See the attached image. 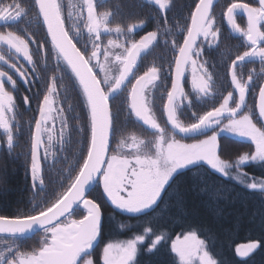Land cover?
<instances>
[{
  "label": "trees",
  "instance_id": "obj_1",
  "mask_svg": "<svg viewBox=\"0 0 264 264\" xmlns=\"http://www.w3.org/2000/svg\"><path fill=\"white\" fill-rule=\"evenodd\" d=\"M58 2L66 34L83 55L106 94L119 78L124 61L110 64V69L101 72L92 60V53L103 48L109 40L122 41L123 50L128 51L131 43L149 32L157 33L156 39L140 55L126 86L109 101L112 137L108 157L128 161L151 157L160 142H182L188 147L217 134L221 125L227 123L229 118H221L219 122L209 124L206 130L180 137L170 130L164 114L178 48L187 34L191 13L199 0H170L164 10L145 0H92L95 15L108 14L104 21L107 33L90 30L84 12L87 8L85 0ZM235 4L257 7L256 0H217L212 7L211 15L214 28L218 29V38L212 41L210 37L206 40L201 36L197 41L201 49L199 57L195 54L192 57L198 63L205 62L211 77L209 93L200 95L193 90L186 66L181 84L184 96H177L175 114L171 113L174 124L181 129L200 122L223 102L229 92L232 93L230 107L237 103L230 69L233 61L250 51L252 46L246 42L244 33L247 27L241 16H233L239 28L236 35H232L226 27L225 14ZM5 8L19 14L18 21L9 29L29 42L32 55L29 65L22 62L23 77H14L15 87L11 89L14 99L12 145H6L0 136V216L15 220L35 215L61 200L73 185L88 154L91 117L78 82L47 37L35 1L0 0V10ZM261 25V30H264V24ZM259 46H264V41ZM151 68L158 70V79L145 90L143 104L155 125L153 131L145 129L134 119L129 106L130 88ZM235 71L238 78L248 82L240 115L250 113L260 127L262 124L257 116L256 103L264 82V59L245 56L236 62ZM25 97L28 103H25ZM45 98H48L47 102ZM47 105L51 117L42 133L40 149L43 183L36 182L34 186L30 171L31 142L39 110ZM213 123L215 126L211 127ZM217 137L219 154L231 164L227 169L229 175L216 173L207 164L198 163L175 174L167 191L152 208L135 213L113 209L111 214L105 208L97 240L87 253L89 258L98 259L103 246L110 242L119 243L145 234L146 242L139 247L136 257L138 264H179L178 257L171 251V240L177 234L195 228L198 238L205 241L206 250L218 264H264V189L248 187L253 178L264 180V161H249L237 167L235 161L238 157L252 151L254 145L249 140L235 139L221 132ZM87 197H95L103 203L98 182ZM181 204L188 209L186 215L181 210ZM80 208L82 210L78 206L64 221L78 220ZM208 208L223 209V213L215 218L207 212ZM149 227L152 233L147 234L144 230ZM161 232L164 237L155 251L145 253L144 248L154 239L153 234ZM46 239V230L32 236H0V253H3L0 264L15 260L18 252L31 253L40 249ZM257 240L261 242L260 247L249 257L242 260L236 256L234 246L237 243Z\"/></svg>",
  "mask_w": 264,
  "mask_h": 264
},
{
  "label": "snow or ice",
  "instance_id": "obj_2",
  "mask_svg": "<svg viewBox=\"0 0 264 264\" xmlns=\"http://www.w3.org/2000/svg\"><path fill=\"white\" fill-rule=\"evenodd\" d=\"M161 10H164L170 0H155ZM36 4L40 14L43 17L44 23L47 25L49 34L54 33L53 25L57 29L64 28V17L58 0H36ZM88 10V24L91 31H95L101 24V19L94 15V4L92 0H86ZM213 0H199L195 4V10L190 16L191 26L187 28V34L183 40V46H179V57L175 60V78L172 85V91L169 92L167 99V110L175 114V101L179 95L184 96L183 88L181 86V79L184 76L186 66H191L193 76V86L198 91L207 90L210 87L211 77L205 67V62L198 63L193 59V54L199 57L201 49L197 46V40L201 36L206 40L210 37L212 41L218 38V29L214 28L213 16L211 15V6ZM259 7H253L255 13L249 18L247 31L244 33L247 40L250 42L251 50L246 51L243 56L237 57V61L243 59L245 56L264 57V46H259L264 41V30H261V21H264V0H258ZM237 9L229 10V19H233V14ZM108 14H104V19H107ZM233 28L239 30L236 24ZM119 29V26H118ZM63 35V32H61ZM157 33L149 32L142 38L139 44L133 43L132 49L128 52V60L125 64L124 74L127 73L128 65L134 63V57L141 48H147L155 39ZM0 41L6 42L8 46L15 50L16 53L21 54L29 63L32 62V55L29 51V42L11 31L0 33ZM3 59V57H0ZM233 61L231 66V81L235 90L238 93V102L234 107H230V100L232 93L229 92L223 102L213 110H211L204 117L203 123L211 124L213 121L219 122V118L224 114H228L231 118L227 121L225 127L232 133L238 134L241 137L249 138L254 145V151L247 152L240 155L235 161L237 167L243 165L248 161H264V86L259 89V118L262 126L258 127L254 122L250 113H245L236 116L237 111L245 102L247 94V83L243 79L238 78L235 71V64ZM17 72L23 77L21 69L18 67ZM203 73L202 76L197 77V71ZM124 74L121 75L120 80L124 79ZM7 74L0 71V127L8 130L7 143L12 145L13 136L11 135V126L5 119V113L11 111L14 107L13 96L6 90L4 79ZM158 79V70L151 68L144 76L137 81V86L132 89L133 108L136 109L137 115H140L144 104V92L150 85ZM251 77H249V80ZM7 80L14 85V81L10 76ZM120 81H117L119 85ZM25 103H28V98L25 97ZM48 101V98H45ZM94 104V112H95ZM49 109L41 108L39 110V119L35 121V134L31 142L30 152V171L35 186L36 182L43 183L41 178V161L40 149L43 143L42 133L48 123ZM150 115V110H148ZM200 122H198L199 124ZM112 128L108 129V142L110 146V135ZM50 139V137H49ZM90 146L95 148L99 158V152L103 149V128L96 125L93 120V128L90 139ZM47 150V149H45ZM105 162H107V155L105 154ZM164 165H154L151 162L144 165L141 171L135 174V178L130 182L125 183L126 177L122 178L120 170L112 169L108 176H104L103 168L100 172L95 171L94 162L87 165V171L80 178L79 184L75 190L69 188L71 195L68 199H62L54 202L52 205L41 209L35 215H27L26 218H17L15 220H8L4 216H0V233L16 234L23 233L30 228L33 223H39L45 228L47 232V239L40 249L31 253L16 254L15 260L8 261V264H51L50 253L54 250H59L65 242H72L73 248L69 264H101V258L98 257L95 261L87 254L93 247L97 240L101 222L105 216V208H108V213L112 210L139 212L144 209H149L155 206L162 198V195L167 191L170 179L180 170L189 166H196L198 163H204L212 169L219 171L224 175H229L227 169L231 164L226 159H223L218 150V137L216 134L205 137L204 140L198 141L193 145L188 146L185 150L177 152L173 157L164 156ZM103 176V180L101 177ZM95 180L99 183L101 194L103 196V203L95 197H86L85 191L83 195L80 193L85 189L86 185ZM106 183L108 187L106 188ZM248 187L252 189H264V180H257L253 178ZM79 197L80 200L93 201L98 211L93 210L86 204H82V210L79 209V219L70 222H65L61 218L67 215L64 209L68 207L71 199ZM110 206V208L108 207ZM181 210L185 213L188 209L183 204L180 205ZM208 213L215 218H219L223 213V209H207ZM237 222V226H238ZM145 233H152V229L146 228ZM154 239L147 244L144 252L152 254L157 244L164 237V233H154ZM146 235L139 234L133 238L119 243H108L102 248V264H138L136 257L138 249L145 244ZM260 241H249L247 243H237L234 246V252L240 259H246L257 248L260 247ZM171 251L178 257L179 264H218L217 260L213 258L206 250L205 241L198 238L197 229L192 228L177 234L170 244ZM3 260V253H0V261Z\"/></svg>",
  "mask_w": 264,
  "mask_h": 264
},
{
  "label": "water",
  "instance_id": "obj_3",
  "mask_svg": "<svg viewBox=\"0 0 264 264\" xmlns=\"http://www.w3.org/2000/svg\"><path fill=\"white\" fill-rule=\"evenodd\" d=\"M34 1H35V6H36V9H37L38 15H39V17L41 19V22H42V24L44 26V29L46 31L47 37H48L51 45L53 46V48L55 49V51L57 52L59 57L66 64V66L68 67V69L70 70V72L72 73V75L74 76L76 81L78 82V84H79V86H80V88H81V90H82V92H83V94H84V96L86 98V102L88 104L90 117H91V134H92L93 120L94 119H95L96 125L98 127H102L103 128V149L99 152V158L96 159L97 153H96L95 148L89 146V150H88V154H87L86 160H85V162H84V164H83V166H82V168H81V170H80L75 182L71 186V189L75 190L76 186L80 182V178L87 171V165L90 162H94L95 171L96 172H100L102 168L104 170V167L106 165L104 157H105V154H106L107 155V159H108L109 151H110V146H109V142H108V129H109V127L112 128L109 101L112 100L113 98H115L123 90V88L126 86L127 82L129 81V79L132 76V73H133V71L135 69V66H136V64L138 62L139 57L143 53L145 48H141L139 50L137 55L134 57V63L128 65L127 73L124 74L125 64H126V61L128 60V53H127L126 58L124 60L123 69H122V71L120 73L119 78L117 79V81H120L119 85H117V81H116L114 86L111 88L110 92L108 94H106L104 92L99 80L97 79L96 75L94 74V72L89 67L87 61L85 60L83 55L79 52V50L76 48V46L73 44V42L70 40V38L66 34L65 29L64 28L62 30L61 29H57L55 27V24H54L53 25L54 33L53 34H49L48 33L47 25L44 23L43 17H42V15L40 14V12L38 10L37 4H36V0H34ZM216 2H217V0H213V4L211 6V10H212V7L215 5ZM256 2H257V6L259 7L258 0H256ZM233 8L237 9L234 14H238L239 16H241L245 20L247 28H248L249 18L255 13V11L252 8L247 7L245 5H241V4H235V5H232V6H230L228 8V10H227V12L225 14V24H226V27H227L228 31L232 35H236L237 34V29L233 28V25L235 24L234 23V19H229V10L233 9ZM234 14H233V16H234ZM86 16L88 17V10L86 11ZM190 26H191V21H190ZM97 30H98V27L96 28V30L94 32H96ZM61 32H63V35H61ZM246 42H247V44L250 45V42L247 40V38H246ZM181 46H183V43H182ZM178 57H179V51L177 53V56H176L175 60ZM122 74H124V79L121 81L120 77H121ZM174 78H175V62H174L172 83H171L170 91H172V85L174 83ZM183 78H184V76H183ZM183 78L181 79V82H180L181 84H182ZM139 79H137L133 83V85L131 87V90H130V94H129L130 110H131V113H132L134 119L142 127H144L147 130L153 131V130H155V125L152 122V120L149 118V116L147 115L146 111L144 110V107H143L140 115H137L136 109L133 108V106H132V104H133V101H132V89L137 86V81ZM230 79H231V72H230ZM232 86H233V90H234V92L236 94L237 102H238V93L235 90L233 84H232ZM261 86H264V82H263V84ZM168 95H169V93H168ZM167 99H168V96H167ZM259 103H260V100H259V93H258L257 103H256V112H257L258 119L260 121V118H259ZM94 104H95V109H96L95 112H94ZM166 104H167V101H166ZM166 104H165V108H164V114H165V118H166L167 124H168L170 130L174 134H176L177 136H180V137L192 136V135L197 134V133H199V132H201L203 130H206L208 128L209 125H206V124L203 123L204 118L200 121L199 124L197 123L196 125H194V126H192L190 128L181 129V128L177 127L174 124L173 120H172L171 112H169L167 110V105ZM46 108L49 109V106L47 105ZM243 108H244V104L237 111L236 116H238V115H240L242 113ZM221 118H229L230 119L231 117L228 114H224L219 119H221ZM38 119H39V116H38ZM260 123H261V121H260ZM34 134H35V129H34L33 136H34ZM111 137H112V130H111V135H110V144H111ZM96 183H97V181H95V180L90 181L86 185L85 189H83L81 191L80 196H82L83 195V191H85V196L87 197L88 194L90 193V191L92 190V188L96 185ZM70 195H71V193L68 190L67 193L61 198L60 201L62 202V199H68ZM82 204H86L90 208H92L93 210L98 211L97 206L92 201H90V200H80L79 197H75V198L71 199L68 207L64 209V212L67 213V215H65L61 219L62 220L65 219L78 206L82 207ZM8 220H11V219H8ZM44 230H45V228L42 227L39 223H33V225L30 228H28L23 233H16V234L0 233V236H6V237L32 236V235L38 234L39 232L44 231ZM72 248H73V243L72 242H68V243L65 242L59 250L52 251L50 253L51 264H69V261L71 259Z\"/></svg>",
  "mask_w": 264,
  "mask_h": 264
},
{
  "label": "rangeland",
  "instance_id": "obj_4",
  "mask_svg": "<svg viewBox=\"0 0 264 264\" xmlns=\"http://www.w3.org/2000/svg\"><path fill=\"white\" fill-rule=\"evenodd\" d=\"M145 1L156 5L160 9L159 5L155 2V0H145ZM97 18H100L102 21L101 24L98 26L99 31L107 33L108 28L104 22L105 21L104 15L98 14ZM260 23L264 24V21H261ZM203 39H205V38L203 37ZM0 46L2 48L6 49V51L8 53H11V51L15 52V50L12 49L10 46H8L6 42L0 41ZM101 49L103 51L101 56L99 55L98 57H92V60L98 64L97 67L101 72L105 71L106 69H110V67H109L110 64L115 65V64L119 63L120 61H122L124 59L123 57H124L125 53L127 52L126 50H123L124 44L122 41H111V40H109L106 42L105 46ZM116 50L119 52L118 55H117ZM8 53H6V55H5L2 52V50L0 51V57H3V59H0V71H3L7 74V76H10V74L7 72V70L10 71V68H13L16 71V73L18 74L19 78H21V75L16 70L17 68L13 65L14 63L12 62L11 55H8ZM16 54L19 57V59H18L19 62H21V63L23 62V63L29 65V62L26 59H24L21 54H18V53H16ZM252 58L256 59V60L264 59V57H258V56H252ZM188 72L190 74V82H191V86H192L193 90L200 95H207L209 93L208 89L204 90V91H198L196 89V87L193 86V83H192L193 76H192V69H191L190 65L188 66ZM196 75H197V77H199V76H202L203 73L198 70ZM7 76L4 79L5 87H6V90L9 91V93L13 96L11 89H13L15 86H13V84L7 80ZM12 81H14L13 78H12ZM14 85H15V81H14ZM8 86H10L11 89H8ZM13 102H14V99H13ZM13 110H14V107L12 108L11 111H8L5 113V119L8 121L10 126L12 125V120H13ZM144 110L147 113V109H146L145 105H144ZM226 124L227 123L221 125L218 133H220V132L224 133V134H226L230 137H233L235 139H243V140L251 141L249 138L241 137L238 134L232 133L229 129H227L225 127ZM212 126H215V123H213L211 125V127ZM8 134H9L8 130H4L2 127H0V136L3 137L6 145H8V143H7ZM11 135H12V133H11ZM158 141H161V140H158ZM0 145H1V139H0ZM186 148H187V146L183 145L182 142H167V143L160 142L158 144L157 148H155V152L151 157H147V158L139 157V158H134L131 161L119 160L117 158L108 157V161L106 162L103 173H104V176H108L110 170L118 169V170H120L121 177L127 178L125 181V183H127V182H130L132 179H134L135 174L138 171H141L142 167L144 165L148 164L149 162H151L154 165L163 166L164 165V159L163 158L165 155H167L168 157H173L177 152L185 150ZM252 151H254V149H252ZM248 162H246V163H248ZM246 163H244V164H246ZM212 170L216 173L222 174L217 170H214V169H212ZM101 178H102L101 180H103V176ZM46 234H47V232H46ZM100 258H101V264H102V253H101ZM81 263L83 264V262H81Z\"/></svg>",
  "mask_w": 264,
  "mask_h": 264
},
{
  "label": "flooded vegetation",
  "instance_id": "obj_5",
  "mask_svg": "<svg viewBox=\"0 0 264 264\" xmlns=\"http://www.w3.org/2000/svg\"><path fill=\"white\" fill-rule=\"evenodd\" d=\"M86 1V0H85ZM258 7V6H257ZM254 11H255V9L254 8H252ZM86 11H87V8H86V10H84V12L86 13ZM94 15H95V13H94ZM97 16H98V14H97ZM18 19H19V14L18 13H15L13 10H10V9H8V8H5V9H2V10H0V33H4V32H8V31H11V32H13L12 30H10L9 28L11 27V26H14L15 25V23L18 21ZM98 32H101V31H99V29H98ZM13 33H15V32H13ZM142 39H139V40H137L135 43L136 44H139V42L141 41ZM132 44L133 43H131L130 44V48H129V50L132 48ZM99 47H101V46H99ZM2 50V52L6 55V53H8L7 51H6V49H4V48H2L1 46H0V51ZM129 50L127 51V53L129 52ZM102 49L100 48V50H95L93 53H92V57H97V56H99V54L101 53L102 54ZM8 55H11V59H12V62L14 63L13 65L16 67V68H20L21 69V72L24 70V67H23V64L21 63V62H19V57H18V55L15 53V52H13V51H11V53H8ZM127 55V54H126ZM125 58H126V56H125ZM125 58L123 59V61L125 60ZM124 66V65H123ZM122 69H123V67H122ZM7 72L10 74V76L13 78V80L15 81V79H14V77H16V78H19V76H18V74L16 73V71L13 69V68H10V71H8L7 70ZM21 78H22V76H21ZM8 89H11V87L10 86H8ZM130 90H131V88H130Z\"/></svg>",
  "mask_w": 264,
  "mask_h": 264
}]
</instances>
